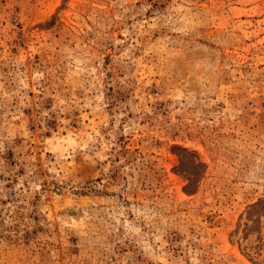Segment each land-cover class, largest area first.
<instances>
[{
  "label": "rangeland",
  "instance_id": "374dc122",
  "mask_svg": "<svg viewBox=\"0 0 264 264\" xmlns=\"http://www.w3.org/2000/svg\"><path fill=\"white\" fill-rule=\"evenodd\" d=\"M0 264H264V0H0Z\"/></svg>",
  "mask_w": 264,
  "mask_h": 264
}]
</instances>
